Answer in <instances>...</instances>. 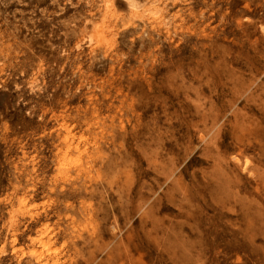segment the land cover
<instances>
[{
    "label": "rangeland",
    "instance_id": "374dc122",
    "mask_svg": "<svg viewBox=\"0 0 264 264\" xmlns=\"http://www.w3.org/2000/svg\"><path fill=\"white\" fill-rule=\"evenodd\" d=\"M134 2L0 0V264H264V0Z\"/></svg>",
    "mask_w": 264,
    "mask_h": 264
},
{
    "label": "bare ground",
    "instance_id": "6f19581e",
    "mask_svg": "<svg viewBox=\"0 0 264 264\" xmlns=\"http://www.w3.org/2000/svg\"><path fill=\"white\" fill-rule=\"evenodd\" d=\"M127 4H128L129 6H133V5L136 4V3L134 2V0H127ZM79 116H80L79 113H74V114H73V117L78 118ZM77 125H78V126H81V125H79V124H75V125H72L71 127L64 126L63 129H66L67 131H69V130H71L72 128H76ZM244 164H245V165L248 164V159H245Z\"/></svg>",
    "mask_w": 264,
    "mask_h": 264
}]
</instances>
